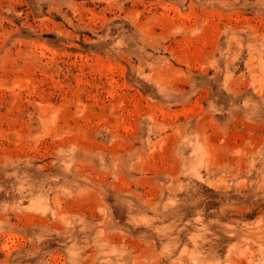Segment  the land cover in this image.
<instances>
[{"label": "rangeland", "instance_id": "obj_1", "mask_svg": "<svg viewBox=\"0 0 264 264\" xmlns=\"http://www.w3.org/2000/svg\"><path fill=\"white\" fill-rule=\"evenodd\" d=\"M0 264H264V0H0Z\"/></svg>", "mask_w": 264, "mask_h": 264}]
</instances>
